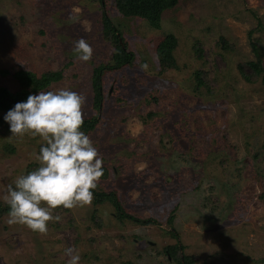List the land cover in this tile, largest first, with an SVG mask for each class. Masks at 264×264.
<instances>
[{"label":"rangeland","instance_id":"1","mask_svg":"<svg viewBox=\"0 0 264 264\" xmlns=\"http://www.w3.org/2000/svg\"><path fill=\"white\" fill-rule=\"evenodd\" d=\"M107 12L134 57L100 76L101 110L86 134L103 159L97 191L116 194L129 216L151 223L121 220L94 198L54 209L61 220L46 234L9 225L4 215L0 264H67L68 247L78 249L80 264H175L176 254L186 264H264V86L239 73L257 57L264 67V0H179L158 29L121 17L111 1ZM101 14L98 0H0V86L15 91L17 71L60 73L47 91L82 94L84 119L95 115L93 73L113 55ZM169 35L177 68L162 71L155 45ZM80 38L94 50L87 63L73 50ZM196 72L210 94L195 91ZM6 114L1 203L16 177L39 167L45 143L11 136ZM168 246H177L173 258Z\"/></svg>","mask_w":264,"mask_h":264},{"label":"clouds","instance_id":"2","mask_svg":"<svg viewBox=\"0 0 264 264\" xmlns=\"http://www.w3.org/2000/svg\"><path fill=\"white\" fill-rule=\"evenodd\" d=\"M73 50L85 63L94 53L83 38L74 42ZM85 103L82 94L57 88L29 95L5 115L11 136H38L45 142L39 154H34L39 167L16 177L6 188L3 200L10 208L9 225L19 224L46 234L49 222L61 220L59 215H53L54 209L92 203L93 190L104 171L99 150L81 130ZM65 255L67 264H80L81 255L75 247L66 248Z\"/></svg>","mask_w":264,"mask_h":264},{"label":"trees","instance_id":"3","mask_svg":"<svg viewBox=\"0 0 264 264\" xmlns=\"http://www.w3.org/2000/svg\"><path fill=\"white\" fill-rule=\"evenodd\" d=\"M101 4V35L105 41H108L113 46V55L111 64L106 67L100 66L94 70L92 78V90L94 94L93 110L94 114L89 119H84V124L81 128L85 134L93 130L97 122V113L101 110L102 105V84L100 76L104 71L119 70L127 65H130L133 60V53L127 51L126 43L123 37L118 32V29L113 26L107 12V3L111 1L114 11L123 18H136L145 21L150 27L158 29L163 14L174 9L179 0H98ZM258 27H261V22L258 20ZM252 32L249 33V37ZM224 43V42H223ZM176 47V41L173 36L169 35L159 41L155 45L156 58L162 67V71L169 69H176V62L173 56V51ZM253 52L257 53L256 47L251 43ZM196 52V48L194 49ZM198 57H202L201 51H198ZM106 71V72H107ZM239 73L244 82L249 84H260L264 86V67L262 60L257 57L255 62H247L239 66ZM17 84L15 91H10L6 87L0 86V111L8 112L13 109L18 102H25L29 95L38 94L40 91H47L53 86L54 83L59 82L62 79L60 73L49 72L40 76L28 71H17L12 77ZM194 89L199 91L202 87L210 94L209 85L204 82L203 77L199 72L194 74ZM106 174V173H105ZM93 198L97 204L104 202L110 203L114 207V212L119 219H128L131 222H135L140 225H146L151 221H139L132 216H129L124 210L121 203L118 201L116 194L104 193L97 191V188L93 190ZM59 208H62L59 207ZM10 211L9 206L6 203L0 202V224L1 218L7 215ZM170 222V221H169ZM177 246H168L165 248V254L173 258L177 249ZM174 259L175 264H186V259L180 258L177 254Z\"/></svg>","mask_w":264,"mask_h":264}]
</instances>
